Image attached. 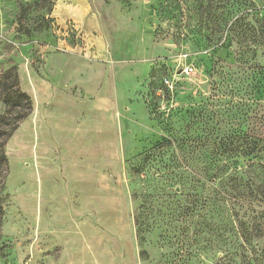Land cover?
Masks as SVG:
<instances>
[{
  "label": "rangeland",
  "instance_id": "obj_1",
  "mask_svg": "<svg viewBox=\"0 0 264 264\" xmlns=\"http://www.w3.org/2000/svg\"><path fill=\"white\" fill-rule=\"evenodd\" d=\"M15 1L0 77L15 66L32 111L4 145L0 264H264V0L217 42L232 0L209 26L197 0H87L94 33Z\"/></svg>",
  "mask_w": 264,
  "mask_h": 264
},
{
  "label": "trees",
  "instance_id": "obj_2",
  "mask_svg": "<svg viewBox=\"0 0 264 264\" xmlns=\"http://www.w3.org/2000/svg\"><path fill=\"white\" fill-rule=\"evenodd\" d=\"M198 1V12L201 20H203L204 23L209 26V18H211V13L216 11L218 2H223L224 0H197ZM233 2V3H232ZM232 4H228L227 9L221 10L220 16H217L215 20H213V33L212 34V42H217L218 40H221L222 36L218 35L219 29L221 30L220 26L221 24L227 25L228 32L231 30L234 23L237 21H240L241 17H237L234 19V13L233 8L234 4L240 6L241 0H232ZM25 5L24 3H21L19 8V14L18 17L24 12ZM215 27V28H214ZM209 38V36H208ZM224 42H222L220 45L222 46ZM220 45L215 46L213 48V51L218 50ZM264 45V43H263ZM165 84L163 82V79L161 78H152L149 82V87L152 89V91H156V89L163 88L165 89ZM0 99L2 100L5 111L4 114L0 116V168L5 165L7 166V157L4 151V145L6 143V140L11 136L12 132L18 127L19 122H21L24 118H26L30 112L32 111V101L31 97L24 91H22L19 88L18 84V74L15 66H12L11 68L7 69L0 77ZM191 137H172V138H166L163 137L161 142L158 143L157 147L162 148L164 146L170 145L172 140H174L177 143V146H183L186 142V139ZM195 140H190V143H192ZM200 140V137L197 139ZM245 148L250 146V143H247ZM253 147L250 149H246L247 151H239L240 155L242 156H248L251 154L252 150H256V147L258 146V140H252ZM148 157V156H145ZM253 164V161L251 162ZM6 169V167H5ZM225 168L218 163V165L214 166V169L211 171L206 170L204 176H207L210 181L213 183L216 182L217 179H221L225 172ZM3 189V185H0V191ZM2 196L0 195V219L2 216Z\"/></svg>",
  "mask_w": 264,
  "mask_h": 264
},
{
  "label": "crops",
  "instance_id": "obj_3",
  "mask_svg": "<svg viewBox=\"0 0 264 264\" xmlns=\"http://www.w3.org/2000/svg\"><path fill=\"white\" fill-rule=\"evenodd\" d=\"M11 4L13 8V3L15 4V0H3V3ZM0 4V31H2L6 36L11 33L8 32L5 27L6 23L11 21L12 13L6 14L2 13L3 6ZM6 8V6H5ZM11 8V10H12ZM8 16V17H7ZM10 17V18H9ZM51 17L55 18V21L58 24H63L64 21L68 18H72L74 20L75 25H81L85 27L89 33H94L97 27V18L89 8L87 4V0H55V5L53 11H51ZM70 55V54H68Z\"/></svg>",
  "mask_w": 264,
  "mask_h": 264
}]
</instances>
